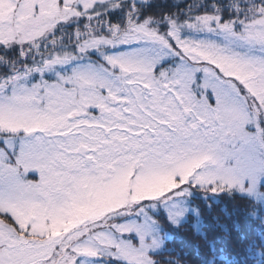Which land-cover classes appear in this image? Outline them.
Masks as SVG:
<instances>
[{
  "label": "rangeland",
  "instance_id": "1",
  "mask_svg": "<svg viewBox=\"0 0 264 264\" xmlns=\"http://www.w3.org/2000/svg\"><path fill=\"white\" fill-rule=\"evenodd\" d=\"M258 22L264 0H0V248L153 264L218 169H252L235 191L261 206L264 83L241 58L264 46L240 39Z\"/></svg>",
  "mask_w": 264,
  "mask_h": 264
},
{
  "label": "trees",
  "instance_id": "2",
  "mask_svg": "<svg viewBox=\"0 0 264 264\" xmlns=\"http://www.w3.org/2000/svg\"><path fill=\"white\" fill-rule=\"evenodd\" d=\"M162 7L174 12L176 6ZM219 188L223 192L193 198L196 212L168 227L163 249L153 254L156 264H264V198L256 208L252 198ZM259 190L264 196V185ZM0 217L12 223L8 215Z\"/></svg>",
  "mask_w": 264,
  "mask_h": 264
},
{
  "label": "snow or ice",
  "instance_id": "3",
  "mask_svg": "<svg viewBox=\"0 0 264 264\" xmlns=\"http://www.w3.org/2000/svg\"><path fill=\"white\" fill-rule=\"evenodd\" d=\"M145 2H147V0H145ZM232 27L234 29V25ZM240 39L249 41L250 43H255L264 46V22H258L257 26L254 28L245 29L244 34L240 37ZM241 62L246 66L248 71L255 73L256 80L258 83H264V58L249 59L243 56L241 58ZM153 71H155V69H153ZM83 73L86 76H93V77L98 75L97 73L93 72L90 69H84ZM109 85L114 86V82H109ZM138 95H142V94L138 93ZM133 103H135V100H133ZM150 126L155 128L156 134L158 136L161 135L159 131L160 126H157L155 124ZM144 132L147 133L148 135L152 134L148 132V128H145ZM171 135L175 136L176 134L171 133ZM213 182H215L216 184H220V183L226 184L229 191H233L239 188V190L242 193H244L246 189L250 190V184H255L256 178L254 175V171L250 168H240V169H231V170L218 169L216 174L209 177L205 185L202 186L201 184H192V189L199 187L201 188V191L205 195H207L209 193L207 189L213 187ZM189 183H191V181H189ZM191 191H192L191 189H188L186 190V192L181 193V195L190 193ZM221 192L223 191L220 188H216L211 193L218 194ZM179 214H180L179 212L176 213V215ZM133 251H134L133 249L129 248V253ZM18 252L19 250L15 246L7 249L0 248V264H19ZM112 256L114 258H123L128 262V264H134L135 261V256L128 253H125L124 256H118L116 254H113ZM153 264H156V262L153 261Z\"/></svg>",
  "mask_w": 264,
  "mask_h": 264
}]
</instances>
